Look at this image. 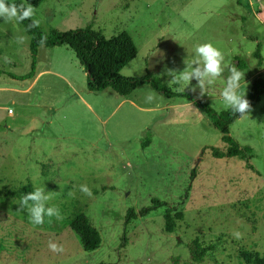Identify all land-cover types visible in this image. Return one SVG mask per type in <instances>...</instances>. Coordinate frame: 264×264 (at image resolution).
<instances>
[{
  "label": "rangeland",
  "instance_id": "1",
  "mask_svg": "<svg viewBox=\"0 0 264 264\" xmlns=\"http://www.w3.org/2000/svg\"><path fill=\"white\" fill-rule=\"evenodd\" d=\"M248 1L44 0L34 19L45 32L88 26L106 37L128 32L137 54L121 74L151 73L175 91L184 82L170 83L167 71L179 79L185 61L197 58L195 47L211 43L244 72L240 91L247 94L255 78L264 80V0ZM29 44L20 22L0 18V70L28 73ZM37 60L39 70L49 71L28 91L34 76L0 75V264H253L249 258L264 253V91L249 115L229 124L230 134L254 150L250 169L236 156L212 155V147L226 144L196 104L226 110L227 71L202 97L199 88L191 90L193 79L185 88L193 100L168 98L149 84L121 96L109 86L89 91L84 67L67 45L41 44ZM40 184L63 218L45 217L37 226L17 202ZM152 198L183 213L174 232L163 230V207L124 224L128 208L138 211ZM78 215L101 234L92 251L69 226ZM237 231L242 238H234ZM193 239L207 248L200 262L190 255ZM49 241L64 252L51 251Z\"/></svg>",
  "mask_w": 264,
  "mask_h": 264
},
{
  "label": "trees",
  "instance_id": "2",
  "mask_svg": "<svg viewBox=\"0 0 264 264\" xmlns=\"http://www.w3.org/2000/svg\"><path fill=\"white\" fill-rule=\"evenodd\" d=\"M44 0H6L8 4H23L25 7L31 5L38 6ZM25 31L30 36V53H31V69L28 73L15 75L8 71L0 70L1 74H7L11 77L25 79L31 78L35 72L36 55L38 47L41 44L47 46L67 45L70 47L80 64L84 67L87 74V89L90 91H101L107 86L111 87L117 93L125 96L131 93L137 87L144 84L151 85L155 90L163 93L166 97H187L193 100L192 95L187 92L175 91L167 88L159 77L153 76L151 73H145L140 76H125L121 74L122 68L131 61L137 54V47L126 31H121L110 37L104 36L100 31L92 29L90 26L85 28L71 29L60 31L51 29L49 32L42 31L39 27L28 28L30 20L20 22ZM43 41V43H41ZM254 56L258 59L257 64L260 66L262 56L260 54V46L257 45ZM235 59H238L235 57ZM238 65L244 67V63L238 59ZM264 91V80L257 77L253 80L250 91L246 94V98L252 106L259 101L261 93ZM196 104L208 116L211 124L221 133V139L226 144L224 150L212 147L211 153L215 157H233L236 156L246 161V165L250 169L254 166L250 163V159L254 156V150L249 145L240 144L229 131V124L239 118V114L233 115L230 110L215 111L206 102L196 101ZM150 143L147 137L142 142V147ZM203 148L202 151H204ZM29 193V192H28ZM159 207L164 208L163 218L165 232L171 233L175 231L176 221L182 219L183 213L175 211L173 206H169L166 201L158 198H152L151 203L136 211L134 208H128L125 214L124 224H129L138 215H146L150 211ZM69 226L78 235L81 246L86 251H92L99 247L101 243V234L99 230L89 222L86 216L78 215L69 220ZM191 258L195 262L202 261L207 252V248L202 246L198 239H193L188 243ZM253 264H264V253L249 258Z\"/></svg>",
  "mask_w": 264,
  "mask_h": 264
},
{
  "label": "clouds",
  "instance_id": "3",
  "mask_svg": "<svg viewBox=\"0 0 264 264\" xmlns=\"http://www.w3.org/2000/svg\"><path fill=\"white\" fill-rule=\"evenodd\" d=\"M34 16L35 9L31 5L25 7L23 4H8L6 0H0V18H3L5 22L12 20L23 22L27 19L31 21L28 25V28L31 29L39 27L40 25V21L34 19ZM23 40L24 37L19 38L20 42H23ZM195 54L197 58L191 64L185 61L186 68L178 73L179 79H177L175 70L169 69L167 71V74L173 77L170 83L179 84L182 80L184 82L183 87L178 90L184 92L185 88L190 85V82L195 79L197 83L192 85L191 90L195 91L196 88H199V95L202 97L205 93H208V88L214 85L227 71L226 84L221 92L223 105L233 115L237 113L239 117L249 115L252 111V104L246 98V93L240 91L241 80L244 79V72L226 63L222 51L211 43L197 45L195 47ZM154 99V95L149 93L145 97V102L151 103ZM79 190L86 196H92V191L87 185H80ZM51 199V191H46L45 187L40 184L35 187L34 191L27 193L17 202L19 205L17 211L26 212L29 216L30 223L37 226L44 223L45 217H54L60 220L63 217L59 208L48 206V202ZM233 236L236 239H240L242 238V233L237 231L233 233ZM48 247L55 253L64 252L63 245H58L51 241H49Z\"/></svg>",
  "mask_w": 264,
  "mask_h": 264
},
{
  "label": "crops",
  "instance_id": "4",
  "mask_svg": "<svg viewBox=\"0 0 264 264\" xmlns=\"http://www.w3.org/2000/svg\"><path fill=\"white\" fill-rule=\"evenodd\" d=\"M56 46H61V45H56ZM2 70V69H1ZM3 71H7V70H3ZM47 71H49L48 69H40L39 70V61L37 60V63H36V65H35V72H34V74L35 75H33L34 77H33V79H32V81H31V83H30V85L26 88V91H28L29 89H30V87L31 86H33L34 84H35V82L37 81V79L39 78V76L42 74V73H45V72H47ZM85 71V70H84ZM4 74V73H3ZM85 74H86V72H85ZM86 82H87V74H86ZM86 87H87V85H86ZM138 88V87H137ZM112 89V88H111ZM113 90V89H112ZM135 90V89H134ZM133 90V91H134ZM90 91V90H89ZM115 93H117L115 90H113ZM132 91V92H133ZM93 92H98V91H93ZM131 92V93H132ZM117 94H119V93H117ZM130 94V93H129ZM128 94V95H129ZM119 95H121V94H119ZM121 96H123V95H121ZM125 96H127V95H125ZM12 113V112H11Z\"/></svg>",
  "mask_w": 264,
  "mask_h": 264
},
{
  "label": "built area",
  "instance_id": "5",
  "mask_svg": "<svg viewBox=\"0 0 264 264\" xmlns=\"http://www.w3.org/2000/svg\"><path fill=\"white\" fill-rule=\"evenodd\" d=\"M251 4V0L248 1ZM9 111H12L11 109H8Z\"/></svg>",
  "mask_w": 264,
  "mask_h": 264
}]
</instances>
